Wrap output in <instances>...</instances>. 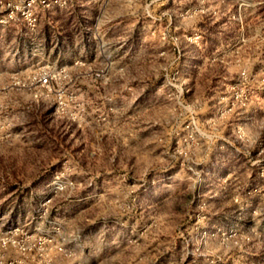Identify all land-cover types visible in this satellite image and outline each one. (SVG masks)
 I'll list each match as a JSON object with an SVG mask.
<instances>
[{"label":"rangeland","instance_id":"obj_1","mask_svg":"<svg viewBox=\"0 0 264 264\" xmlns=\"http://www.w3.org/2000/svg\"><path fill=\"white\" fill-rule=\"evenodd\" d=\"M15 229L25 264H264V0L0 24V240Z\"/></svg>","mask_w":264,"mask_h":264},{"label":"built area","instance_id":"obj_2","mask_svg":"<svg viewBox=\"0 0 264 264\" xmlns=\"http://www.w3.org/2000/svg\"><path fill=\"white\" fill-rule=\"evenodd\" d=\"M71 0H0V24L8 22H21L26 28L32 29L37 22L38 9H65L70 5ZM48 76L41 75L37 78L40 86H46ZM29 237L25 236L18 230H10L3 233L0 240L1 249L12 247L18 252V256L9 260L6 264H25L28 259L30 246H25ZM0 259L2 256L0 255ZM0 264L2 262L0 261Z\"/></svg>","mask_w":264,"mask_h":264}]
</instances>
